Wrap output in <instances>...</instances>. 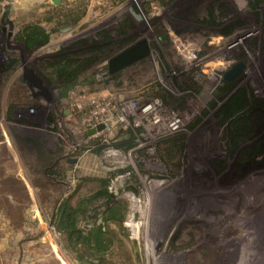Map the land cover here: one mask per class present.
I'll return each mask as SVG.
<instances>
[{
    "label": "rangeland",
    "instance_id": "374dc122",
    "mask_svg": "<svg viewBox=\"0 0 264 264\" xmlns=\"http://www.w3.org/2000/svg\"><path fill=\"white\" fill-rule=\"evenodd\" d=\"M22 1L0 22V264H80L55 212L100 179L122 224L96 199L78 226H108L104 264H264V0ZM33 25L50 39L30 53ZM141 41L148 56L110 75ZM56 56L89 63L54 76Z\"/></svg>",
    "mask_w": 264,
    "mask_h": 264
},
{
    "label": "trees",
    "instance_id": "16d2710c",
    "mask_svg": "<svg viewBox=\"0 0 264 264\" xmlns=\"http://www.w3.org/2000/svg\"><path fill=\"white\" fill-rule=\"evenodd\" d=\"M48 33L40 26L33 25L25 27L18 34V41L22 42L26 49L31 53L36 51L49 42ZM80 56L75 57L73 61L65 56H56L51 58L48 65L54 69V76H62L72 67V63L77 64V75L85 70L87 60L79 61ZM239 98L233 99L227 106L224 113L227 117L237 113L241 109ZM238 132V131H237ZM239 133V132H238ZM240 134V133H239ZM100 188L81 203L73 206L68 199L63 201L55 212L54 227L56 232L62 237L63 248L80 264H104L105 254L109 244L107 236L109 235L108 226L93 224L90 228L80 229L79 219H85L88 213L87 207L96 199H104L106 209L104 210V221L117 222L122 224L124 219L122 207L112 199L108 192V181L100 179ZM119 214V215H118ZM119 216V217H118ZM118 219V220H116Z\"/></svg>",
    "mask_w": 264,
    "mask_h": 264
},
{
    "label": "water",
    "instance_id": "95a60500",
    "mask_svg": "<svg viewBox=\"0 0 264 264\" xmlns=\"http://www.w3.org/2000/svg\"><path fill=\"white\" fill-rule=\"evenodd\" d=\"M52 3L58 4L59 1L58 0H52ZM11 9H12V3L10 1L6 0V4L3 6V12H2L1 17H0V22L3 25H8L9 31H11L12 27H13V23L9 19V14H10ZM135 17L137 19H139L138 16H135ZM148 54H149L148 47L144 41H141V42L125 49L124 51H122L121 53H119L118 55L113 57L111 60H109V62H108L109 74L110 75L115 74V73L133 65L134 63L138 62L139 60L147 57ZM241 67H242L241 65H238L235 68H233L232 70H230L229 72H227L224 75V80L230 81L232 79L233 75H235ZM22 80L25 82H28L30 88L37 89L39 95H42L45 98L48 97L46 90L42 86L41 81L27 67H23ZM100 130H102V127L98 126L96 128V130H90L88 132V134H92L95 131H100ZM72 163H74V162H72Z\"/></svg>",
    "mask_w": 264,
    "mask_h": 264
},
{
    "label": "bare ground",
    "instance_id": "6f19581e",
    "mask_svg": "<svg viewBox=\"0 0 264 264\" xmlns=\"http://www.w3.org/2000/svg\"><path fill=\"white\" fill-rule=\"evenodd\" d=\"M239 219H240V218H239ZM243 221H244V220H243ZM243 223H244V222H243ZM249 233H250V232H249ZM250 237H251V236H250ZM252 237H254V236H252ZM252 239H253V238H252ZM254 240H256V238H255ZM249 241H250V240H249ZM153 243H155V242H153ZM254 243H256V242L254 241ZM156 244H157V243H156ZM252 244H253V243H252ZM252 244H249V245H252ZM245 245H246V244H245ZM255 245H256V244H255ZM258 247H259V246H258ZM258 247H257V248H258ZM251 248H254V247H250V246H249L248 248L246 247V249H251ZM259 248H260V247H259ZM255 249H256V248H255ZM256 250H257V249H256ZM256 250H255V251H256ZM261 250H262V249H261ZM261 250H260V251H261ZM258 251H259V250H258ZM251 252H252V251H251ZM251 252H250V254H251ZM255 253H256V252H255ZM255 253H254V254H255ZM258 253H259V252H258ZM250 254H249V255H250ZM261 254H262V253H259V256H260ZM249 255H248V256H249ZM251 255L253 256V254H251ZM257 255H258V254H257ZM252 256H249V257L252 258ZM255 256H256V255H255ZM243 258H244V257H243ZM257 258H258V257H255L254 259L257 260ZM262 258H264V257L262 256ZM245 259H246V258H245ZM247 259H248V258H247ZM247 259H246V260H247ZM252 259H253V258H252ZM243 260H244V259H243ZM246 260H244V261H246ZM259 260H260V259H259ZM259 260H258V261H259ZM262 260H263V259H262ZM262 260H261L260 262H262ZM244 261H243V262H244ZM240 262H242V261H240ZM256 262H257V261H256ZM253 263H254V262H253ZM263 263H264V262H263ZM156 264H157V263H156ZM177 264H178V263H177ZM241 264H243V263H241ZM249 264H250V262H249ZM255 264H256V263H255Z\"/></svg>",
    "mask_w": 264,
    "mask_h": 264
},
{
    "label": "crops",
    "instance_id": "0c3cea01",
    "mask_svg": "<svg viewBox=\"0 0 264 264\" xmlns=\"http://www.w3.org/2000/svg\"><path fill=\"white\" fill-rule=\"evenodd\" d=\"M16 3H18L19 5H22L24 2L22 0H12V9H11V11H13L14 6H15ZM11 20H12V18H11Z\"/></svg>",
    "mask_w": 264,
    "mask_h": 264
},
{
    "label": "flooded vegetation",
    "instance_id": "af4514ba",
    "mask_svg": "<svg viewBox=\"0 0 264 264\" xmlns=\"http://www.w3.org/2000/svg\"><path fill=\"white\" fill-rule=\"evenodd\" d=\"M118 73V72H117ZM116 74V73H115ZM113 75V74H112Z\"/></svg>",
    "mask_w": 264,
    "mask_h": 264
}]
</instances>
